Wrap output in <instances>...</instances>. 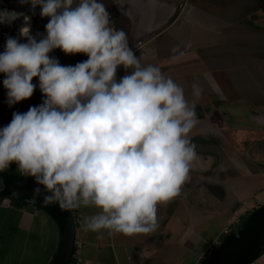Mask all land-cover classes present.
Here are the masks:
<instances>
[{"label":"clouds","instance_id":"9594fccd","mask_svg":"<svg viewBox=\"0 0 264 264\" xmlns=\"http://www.w3.org/2000/svg\"><path fill=\"white\" fill-rule=\"evenodd\" d=\"M19 3L32 15L39 6L49 19L44 33L33 34L31 15L0 9V24L23 18L0 51L5 103L11 107L37 88L42 102L0 126V172L15 164L33 177V201L45 206L96 209L82 227L101 238L105 230L154 233L158 206L180 194L198 159L190 133L203 89L194 82L189 99L159 65L144 64L103 0ZM56 49L88 58L64 65L50 55ZM172 53L174 61L183 56L178 46Z\"/></svg>","mask_w":264,"mask_h":264},{"label":"rangeland","instance_id":"374dc122","mask_svg":"<svg viewBox=\"0 0 264 264\" xmlns=\"http://www.w3.org/2000/svg\"><path fill=\"white\" fill-rule=\"evenodd\" d=\"M161 1L103 0L113 26L127 33L144 64L159 65L189 99L194 82L203 89L195 109L198 123L190 133L198 159L180 193L192 184L209 191L224 187L212 193L220 204L235 207L232 222L237 223L264 200V6L261 0H166L174 8L167 24L177 23L162 31L165 26L153 27L166 17ZM176 46L183 56L174 61ZM68 55L60 50L56 57L64 65L88 58ZM124 74L118 69V78ZM5 100L6 89L0 88V126L5 116L11 120L14 111L36 105L42 93L37 88L11 107ZM223 218L214 224L220 226Z\"/></svg>","mask_w":264,"mask_h":264},{"label":"crops","instance_id":"0c3cea01","mask_svg":"<svg viewBox=\"0 0 264 264\" xmlns=\"http://www.w3.org/2000/svg\"><path fill=\"white\" fill-rule=\"evenodd\" d=\"M160 5L162 9L166 7V17H161L153 27L165 26L163 31L177 22L167 24L174 13L173 5L166 0ZM5 118L1 126L10 122ZM222 189L225 191L224 187ZM212 191L192 184L186 194L180 193L167 204L158 206V227L151 234L110 235L105 230L101 238L98 233L85 231L82 227L84 218L96 209L83 206L71 209L77 225L71 264H200L203 254L223 237L224 229L232 223L235 213V207L220 204ZM222 216V224L216 226L214 220ZM211 228V232H207ZM58 243V227L46 212L27 203L0 199V264H48ZM253 264H264V255Z\"/></svg>","mask_w":264,"mask_h":264},{"label":"water","instance_id":"95a60500","mask_svg":"<svg viewBox=\"0 0 264 264\" xmlns=\"http://www.w3.org/2000/svg\"><path fill=\"white\" fill-rule=\"evenodd\" d=\"M33 177L17 171L0 172V197L21 201L46 212L59 230V243L48 264H71L76 248V219L72 210L33 201ZM42 187V186H41ZM42 200V197H41ZM264 255V203L237 222L219 241L204 264H253Z\"/></svg>","mask_w":264,"mask_h":264},{"label":"flooded vegetation","instance_id":"af4514ba","mask_svg":"<svg viewBox=\"0 0 264 264\" xmlns=\"http://www.w3.org/2000/svg\"><path fill=\"white\" fill-rule=\"evenodd\" d=\"M3 8H8V9H15L17 11H23L26 12L27 14L31 15V24H32V32L33 34H36L37 32L44 33L45 29L44 26L48 22L47 17H41L39 15L40 7L37 6L36 8V14L32 15L31 12L29 11V6L28 5H21L19 3V0H0V9ZM23 23V18L21 17L20 19L15 20L10 26L6 24H0V51L4 50L5 46V41L6 37L11 35V36H17L18 29ZM60 51V49L54 50L50 55H55ZM68 56H74V54H69ZM0 75H4L0 73ZM1 80V79H0ZM2 81V80H1ZM0 81V88H4L2 85V82Z\"/></svg>","mask_w":264,"mask_h":264},{"label":"built area","instance_id":"2783aa9c","mask_svg":"<svg viewBox=\"0 0 264 264\" xmlns=\"http://www.w3.org/2000/svg\"><path fill=\"white\" fill-rule=\"evenodd\" d=\"M1 198H4V197H0ZM7 199V198H6ZM264 203V202H263ZM261 203V204H263ZM236 223L235 222H232L230 223L229 225H227L224 229V232L223 234H227L230 229L232 228L233 225H235ZM215 246H213L212 248H210L205 254H203V256L201 257L200 259V264H204V262L207 260L208 256L210 255V253L214 250Z\"/></svg>","mask_w":264,"mask_h":264},{"label":"trees","instance_id":"16d2710c","mask_svg":"<svg viewBox=\"0 0 264 264\" xmlns=\"http://www.w3.org/2000/svg\"><path fill=\"white\" fill-rule=\"evenodd\" d=\"M261 3H262V5L264 6V0H261ZM16 168H17V166L15 165V164H12L11 166H10V168L9 169H6V171H10V172H13V171H17L16 170ZM213 190H215L216 188H219L220 190H223L222 189V187L221 186H213V187H211ZM13 202H15V203H24V202H21V201H17V200H12ZM250 212H248L242 219H244L248 214H249ZM241 219V220H242ZM223 239V238H222ZM217 245V244H216ZM216 247V246H215Z\"/></svg>","mask_w":264,"mask_h":264}]
</instances>
